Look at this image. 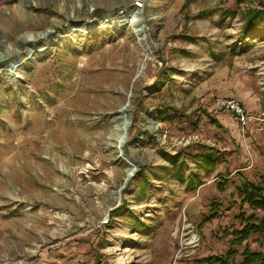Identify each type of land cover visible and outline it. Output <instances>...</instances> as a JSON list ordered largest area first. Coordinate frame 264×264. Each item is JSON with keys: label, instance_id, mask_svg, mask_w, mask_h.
Wrapping results in <instances>:
<instances>
[{"label": "rangeland", "instance_id": "374dc122", "mask_svg": "<svg viewBox=\"0 0 264 264\" xmlns=\"http://www.w3.org/2000/svg\"><path fill=\"white\" fill-rule=\"evenodd\" d=\"M81 2L76 13L75 0H0V264L264 252V236L237 245L234 233L241 214L264 216L239 195L243 180L264 187V115L245 132L212 122L228 113L220 97L264 112V20L241 33L264 0ZM137 2L145 38L100 24ZM126 102L118 152L109 133ZM124 159L137 165L128 180Z\"/></svg>", "mask_w": 264, "mask_h": 264}, {"label": "trees", "instance_id": "16d2710c", "mask_svg": "<svg viewBox=\"0 0 264 264\" xmlns=\"http://www.w3.org/2000/svg\"><path fill=\"white\" fill-rule=\"evenodd\" d=\"M242 20V35L259 33L261 31L260 21L264 20V9H248L243 13ZM212 122L218 127L221 126L216 119H212ZM206 158L208 159L209 157ZM239 195L242 198V202L247 203L250 208L264 212V187L243 180ZM240 218L242 222H244V225L241 229L234 231L237 245H242L245 240L254 234L264 236V216L257 218L254 215L245 216L241 214ZM229 252L230 253H227L225 256L212 255L206 257L201 262L206 264H234V251ZM241 263L264 264V252L250 251L245 244L242 251Z\"/></svg>", "mask_w": 264, "mask_h": 264}, {"label": "bare ground", "instance_id": "6f19581e", "mask_svg": "<svg viewBox=\"0 0 264 264\" xmlns=\"http://www.w3.org/2000/svg\"><path fill=\"white\" fill-rule=\"evenodd\" d=\"M81 0H75V4L71 7H66V10L69 12H78L81 5ZM91 11V9H88L86 13L88 14ZM28 14H31L28 12ZM76 18H79L78 15L75 14ZM121 19H118V17L113 15H107L105 18H103L100 21V24H103L105 27L110 26L111 27H121L124 23H126L134 33L141 36V39L146 37V26L144 25V15L143 12L139 9L136 10L135 4L133 6H127L124 10L120 12ZM151 19H155L156 17L151 15ZM55 22V19H53ZM27 37H36L35 34L27 33ZM31 53V50H27L25 57L23 59H26L29 57ZM11 67L17 66L16 63L10 65ZM128 114V105L127 102L121 107L119 110V114L117 117H119L120 122L117 124V127H115L110 133H109V139L113 140L114 146L118 152L122 151V147L124 143L126 142L127 136L125 135V121L128 120L127 117ZM153 126L156 127L155 123H153ZM141 137L139 138V140ZM125 163L128 165V168L126 169V172L123 176V180L130 179L134 173L137 170V165L133 159H124ZM122 189V187H121ZM118 193V192H117ZM121 195L117 194L116 199L117 201L120 199ZM192 239V238H191ZM192 243V241H191Z\"/></svg>", "mask_w": 264, "mask_h": 264}, {"label": "built area", "instance_id": "2783aa9c", "mask_svg": "<svg viewBox=\"0 0 264 264\" xmlns=\"http://www.w3.org/2000/svg\"><path fill=\"white\" fill-rule=\"evenodd\" d=\"M142 5L143 3L137 2L135 4V7H142ZM215 105L216 107H218V109L230 113L234 124L242 132L248 130V127L256 125L258 121L261 120V115H264L263 111L259 113L248 111L240 102V100L232 96L217 98L215 101ZM193 138H195L196 141H199V137L197 135L193 136ZM192 240L193 239H191L190 241Z\"/></svg>", "mask_w": 264, "mask_h": 264}, {"label": "crops", "instance_id": "0c3cea01", "mask_svg": "<svg viewBox=\"0 0 264 264\" xmlns=\"http://www.w3.org/2000/svg\"><path fill=\"white\" fill-rule=\"evenodd\" d=\"M242 102V101H241ZM243 104V106L245 107V105H244V103H242ZM248 110V109H247ZM248 111H251V112H254V113H259V112H262L263 110H259V111H254V110H252V109H249ZM215 119L220 123V121L219 120H224L225 122H227L228 124H229V120H231V115L229 114V113H225L224 112V114L222 113V114H218L217 116H215ZM220 125H221V123H220ZM255 126H257V124L256 125H253L252 127H255Z\"/></svg>", "mask_w": 264, "mask_h": 264}, {"label": "water", "instance_id": "95a60500", "mask_svg": "<svg viewBox=\"0 0 264 264\" xmlns=\"http://www.w3.org/2000/svg\"><path fill=\"white\" fill-rule=\"evenodd\" d=\"M129 125V120L125 121V127H127Z\"/></svg>", "mask_w": 264, "mask_h": 264}]
</instances>
